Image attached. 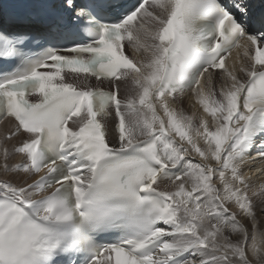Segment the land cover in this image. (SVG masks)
<instances>
[{
    "label": "snow or ice",
    "instance_id": "snow-or-ice-1",
    "mask_svg": "<svg viewBox=\"0 0 264 264\" xmlns=\"http://www.w3.org/2000/svg\"><path fill=\"white\" fill-rule=\"evenodd\" d=\"M22 3L0 264H264V0Z\"/></svg>",
    "mask_w": 264,
    "mask_h": 264
},
{
    "label": "bare ground",
    "instance_id": "bare-ground-1",
    "mask_svg": "<svg viewBox=\"0 0 264 264\" xmlns=\"http://www.w3.org/2000/svg\"><path fill=\"white\" fill-rule=\"evenodd\" d=\"M189 114H191V113H189ZM10 127H11V123L10 122L5 123V125L0 130V136H3L5 133L10 132ZM22 138L23 137H21V139ZM17 143H18V139L17 140H12V141H9L8 142V144H9L10 147H11V145L17 144ZM198 159H199L198 157H194V160H198ZM12 161H13V163L19 162L20 161V158L16 156L15 159L12 160ZM0 178H7V177H3L2 175H0ZM253 178L254 179L256 178L255 177V174H254ZM261 226L264 227V218H262V225Z\"/></svg>",
    "mask_w": 264,
    "mask_h": 264
},
{
    "label": "rangeland",
    "instance_id": "rangeland-1",
    "mask_svg": "<svg viewBox=\"0 0 264 264\" xmlns=\"http://www.w3.org/2000/svg\"><path fill=\"white\" fill-rule=\"evenodd\" d=\"M10 147V146H9ZM10 163H13V161H10Z\"/></svg>",
    "mask_w": 264,
    "mask_h": 264
}]
</instances>
